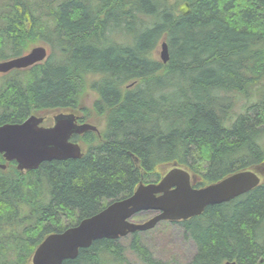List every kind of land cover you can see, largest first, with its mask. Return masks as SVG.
<instances>
[{"label": "trees", "instance_id": "obj_1", "mask_svg": "<svg viewBox=\"0 0 264 264\" xmlns=\"http://www.w3.org/2000/svg\"><path fill=\"white\" fill-rule=\"evenodd\" d=\"M163 40L166 62L154 53ZM40 42L45 60L0 81V125L73 112L97 130L71 138L81 157L34 170L0 154V264H29L45 235L173 165L198 188L264 167V0H3L1 61ZM172 223L195 245L186 264H264V174L246 193ZM142 234L127 235V248L161 264ZM121 240H94L61 264H123Z\"/></svg>", "mask_w": 264, "mask_h": 264}, {"label": "water", "instance_id": "obj_2", "mask_svg": "<svg viewBox=\"0 0 264 264\" xmlns=\"http://www.w3.org/2000/svg\"><path fill=\"white\" fill-rule=\"evenodd\" d=\"M179 11L186 15L189 5L184 2ZM47 49L35 45L25 54L0 61V72L23 69L42 62ZM168 46L160 43L159 59L168 60ZM43 116L31 114L19 123L0 125V154L6 162L15 161L20 172L37 169L45 161L79 158L81 146L70 140L73 134L96 131L91 123L76 122L73 112L53 115V124L40 125ZM6 164L0 163V169ZM264 174V167L234 172L223 179L202 187H193L194 176L185 169L173 165L158 182L140 183L135 191L109 202L97 213L80 220L61 232L45 235L30 256V264H61L74 259L79 249L87 248L94 240L119 239L135 232L155 227L158 222H176L198 216L212 204L227 202L255 187ZM143 211L154 213L142 222L130 218ZM223 264H238L227 260Z\"/></svg>", "mask_w": 264, "mask_h": 264}, {"label": "rangeland", "instance_id": "obj_3", "mask_svg": "<svg viewBox=\"0 0 264 264\" xmlns=\"http://www.w3.org/2000/svg\"><path fill=\"white\" fill-rule=\"evenodd\" d=\"M3 0H0V4ZM36 45H42L46 47L49 52L47 46L43 43H37ZM160 51V43L156 47L154 51L155 56L159 58ZM2 58H0V61ZM11 70L5 73L0 72V81L4 77L10 76ZM91 97L87 99V103L91 101ZM245 103V100L240 99L238 101V107L236 108V112H240L242 110L241 105ZM247 103V101H246ZM56 112H53L49 121L52 120L53 115ZM46 115V114H44ZM48 115V114H47ZM88 123V122H87ZM53 124V123H52ZM51 124V125H52ZM146 213V211H143ZM143 212L137 213L133 215L130 220L133 222H142L148 219L152 214H142ZM148 232H143L142 241L147 244V247L151 251L153 257L161 262V264H186L195 251V245L189 239H186L183 234V229L177 223L172 222H158L155 225V228L147 230ZM129 236V235H128ZM123 244L126 246L125 254L127 257V261L123 264H144L140 261V259L131 252L128 246V237L125 236L122 238Z\"/></svg>", "mask_w": 264, "mask_h": 264}, {"label": "flooded vegetation", "instance_id": "obj_4", "mask_svg": "<svg viewBox=\"0 0 264 264\" xmlns=\"http://www.w3.org/2000/svg\"><path fill=\"white\" fill-rule=\"evenodd\" d=\"M42 116H43V120H42V122H41L40 125L48 127V126H50V125L53 123V117H52V120L49 121V119H48V115H42ZM76 122H77V123H80V122H78V120H76ZM75 135H77V134H73L72 137L75 136ZM72 137H71V138H72ZM15 166H16V163H15ZM38 167H39V166H38ZM3 170H4V169H3ZM27 171H28V170H27ZM28 261H30V258H29ZM29 264H30V262H29Z\"/></svg>", "mask_w": 264, "mask_h": 264}]
</instances>
